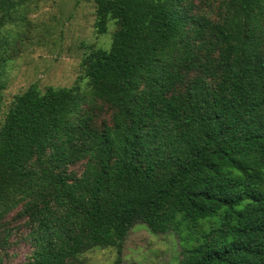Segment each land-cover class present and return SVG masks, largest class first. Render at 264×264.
Segmentation results:
<instances>
[{
  "label": "trees",
  "instance_id": "obj_1",
  "mask_svg": "<svg viewBox=\"0 0 264 264\" xmlns=\"http://www.w3.org/2000/svg\"><path fill=\"white\" fill-rule=\"evenodd\" d=\"M15 1L0 2V30ZM95 0L117 30L82 61L87 90L16 95L0 126V222L19 208L24 264L121 252L144 224L180 264H264V0ZM97 100L111 125L93 127ZM85 161L80 176L69 167ZM1 263V262H0Z\"/></svg>",
  "mask_w": 264,
  "mask_h": 264
},
{
  "label": "rangeland",
  "instance_id": "obj_2",
  "mask_svg": "<svg viewBox=\"0 0 264 264\" xmlns=\"http://www.w3.org/2000/svg\"><path fill=\"white\" fill-rule=\"evenodd\" d=\"M13 1L15 9L0 30V126L14 97L31 85L41 91L87 90L82 61L91 49L108 50L117 30L110 21L105 34L96 32L95 0ZM219 1L194 0V11L215 19ZM113 112L109 104L97 100L93 127L110 126ZM84 165L85 161L79 162L69 171L80 176ZM18 212L19 208L0 222V264H24L33 252L30 228ZM181 251L175 234H154L138 224L129 231L120 253L113 247H96L77 256L74 264H180Z\"/></svg>",
  "mask_w": 264,
  "mask_h": 264
}]
</instances>
